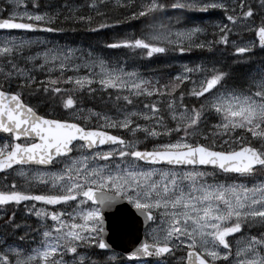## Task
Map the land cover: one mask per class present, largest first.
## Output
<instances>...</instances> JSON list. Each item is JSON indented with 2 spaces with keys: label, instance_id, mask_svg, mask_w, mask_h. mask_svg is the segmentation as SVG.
<instances>
[{
  "label": "snow or ice",
  "instance_id": "6c2138e0",
  "mask_svg": "<svg viewBox=\"0 0 264 264\" xmlns=\"http://www.w3.org/2000/svg\"><path fill=\"white\" fill-rule=\"evenodd\" d=\"M168 10L221 15L209 39ZM66 23L103 49L213 59L161 83L33 35ZM257 49L264 0H0V264H264Z\"/></svg>",
  "mask_w": 264,
  "mask_h": 264
},
{
  "label": "rangeland",
  "instance_id": "374dc122",
  "mask_svg": "<svg viewBox=\"0 0 264 264\" xmlns=\"http://www.w3.org/2000/svg\"><path fill=\"white\" fill-rule=\"evenodd\" d=\"M47 1L54 8L57 6H63L65 4H68L69 6H74L76 4L83 5L85 2V0H47ZM210 11L212 12L213 10H210ZM214 11H215L214 14L216 17L210 13L199 17V16H194L195 14H198V13L181 14L175 10H168L167 16H171L173 17V19H179L181 21L187 20L189 24H192V25H196V24L209 25L207 29V38L211 39L212 35H210V32H213L211 23L213 21H218L221 15L219 10H214ZM83 14H87V9L84 10ZM63 25H60V26L62 27ZM73 27H75V25L72 24V28ZM119 30L127 31L129 33L133 32L131 27H128L126 29H119ZM84 32L86 33L83 34L81 31H78L77 28L74 31H71V30L68 31L67 29L64 28V31L59 32V34H56V35H49L47 33L46 34H33V35L41 36L45 40L52 41L58 44L79 48L81 49V54H84L88 50H90L89 46L91 45L93 48L96 49L97 54L102 55L105 58H109L113 60L119 58L121 59L122 62H124L128 66L129 70L135 68L139 70V73L141 76L150 78L154 81L159 80L157 73H153L152 71H147L146 68L140 64L143 58H139L140 57L139 54H137L136 56H132L130 52L126 49H103V45L101 43H98L104 38L105 33L103 30H101L99 34L92 33L88 29L84 30ZM204 38H205L204 36H201V39H204ZM192 51L193 52L186 51L184 53H169L168 56L164 55L165 58L167 57L166 59H164V62L172 68V71L176 75L178 72L182 70V66L184 65L191 67L194 62L199 63L206 59L207 60L213 59L212 56L207 55V50L193 49ZM125 56H127V59H125ZM169 57H174V58H169ZM150 67H151L150 65H147L148 69ZM120 134H123V133H120Z\"/></svg>",
  "mask_w": 264,
  "mask_h": 264
},
{
  "label": "trees",
  "instance_id": "16d2710c",
  "mask_svg": "<svg viewBox=\"0 0 264 264\" xmlns=\"http://www.w3.org/2000/svg\"><path fill=\"white\" fill-rule=\"evenodd\" d=\"M49 4V2H48ZM201 16L202 14H196ZM129 27L132 28L133 31H135L136 29L139 28L138 24H134L132 21H128ZM75 25V27L72 28V24L71 23H66L64 24L62 27L67 29L68 31H74L76 30V28L78 29V31H81L83 34L86 33L84 32V30L88 29L87 27H80L78 24H73ZM210 35H212V32H210ZM191 52H193L191 50ZM139 58H143L141 61V65H143L147 71H152L153 73H157L158 77H159V81L161 83L165 82L166 80L170 79L172 76L175 75V73L172 71V68L168 65H166V63L164 62L165 56L158 54L154 57H139ZM217 58L220 59L221 63L224 62V58L220 57L219 54L217 53ZM233 59H236L235 56H233ZM252 60L256 65H259L261 60H264V52L259 51L258 49L256 51H254L252 53ZM147 65H150L151 67L148 69ZM237 73H239L241 71V69L239 67L234 69ZM189 85L186 83L185 87H188Z\"/></svg>",
  "mask_w": 264,
  "mask_h": 264
},
{
  "label": "water",
  "instance_id": "95a60500",
  "mask_svg": "<svg viewBox=\"0 0 264 264\" xmlns=\"http://www.w3.org/2000/svg\"><path fill=\"white\" fill-rule=\"evenodd\" d=\"M38 31H42V30H38ZM124 203L126 204V202ZM108 227L110 230L112 229L111 221L108 222ZM135 235H136V229H132V231L129 234H116L112 232L110 233L109 242L116 245L117 250H119L120 248H126L129 244H131Z\"/></svg>",
  "mask_w": 264,
  "mask_h": 264
},
{
  "label": "bare ground",
  "instance_id": "6f19581e",
  "mask_svg": "<svg viewBox=\"0 0 264 264\" xmlns=\"http://www.w3.org/2000/svg\"><path fill=\"white\" fill-rule=\"evenodd\" d=\"M215 11L213 10L212 12L210 11V14H212L213 16H215ZM198 14H202V13H198ZM188 15V14H187ZM203 15H207V14H202L201 16H203ZM194 16H199V15H194ZM200 17V16H199ZM216 17V16H215Z\"/></svg>",
  "mask_w": 264,
  "mask_h": 264
},
{
  "label": "flooded vegetation",
  "instance_id": "af4514ba",
  "mask_svg": "<svg viewBox=\"0 0 264 264\" xmlns=\"http://www.w3.org/2000/svg\"><path fill=\"white\" fill-rule=\"evenodd\" d=\"M59 34V32L55 33L54 35Z\"/></svg>",
  "mask_w": 264,
  "mask_h": 264
}]
</instances>
